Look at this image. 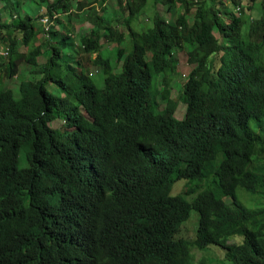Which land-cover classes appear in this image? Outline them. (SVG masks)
Masks as SVG:
<instances>
[{
  "label": "trees",
  "instance_id": "trees-1",
  "mask_svg": "<svg viewBox=\"0 0 264 264\" xmlns=\"http://www.w3.org/2000/svg\"><path fill=\"white\" fill-rule=\"evenodd\" d=\"M30 1L21 18L0 0L11 17L0 23L7 75L18 77L21 56L35 70L19 98L0 86V264H80L66 255L69 243L94 264H213L192 254L212 247L226 264H264V0H230L251 18L222 10L221 0H152L153 27L141 31L134 23L149 0H119L123 27L105 18L109 0L101 11ZM162 5L179 10L174 21ZM60 16L91 31L77 44L67 28L57 41ZM111 44L116 65L102 54ZM182 50L191 71L173 98L168 74ZM97 68L103 88L92 79ZM58 120L68 128L54 129ZM191 211L194 240L177 238Z\"/></svg>",
  "mask_w": 264,
  "mask_h": 264
},
{
  "label": "rangeland",
  "instance_id": "rangeland-1",
  "mask_svg": "<svg viewBox=\"0 0 264 264\" xmlns=\"http://www.w3.org/2000/svg\"><path fill=\"white\" fill-rule=\"evenodd\" d=\"M11 1L14 2L15 7L11 4L9 6V8L16 9V14L20 15V17L23 18L25 16V13L28 10L26 2L28 3L29 0H11ZM31 1H33L34 3L32 4ZM31 1L28 5L31 7L37 8L38 4H36V0H31ZM78 1H86L89 3H93L94 4L93 6L96 9H98V11H101V9H102L101 5H100V2H101L100 0H78ZM129 1L134 2L137 0H129ZM149 1L150 2L145 9L146 15H142V17L139 19V21H136L134 23L135 28L139 31H141V29L147 30V29H150L153 27V18L156 15V13L158 12V10H157L158 7L154 6V4L152 3V0H149ZM221 2L224 3L223 6H221L222 10L224 8H226V9L232 11L236 17L242 16L244 14V16H246L247 18H251L250 14L248 12L243 13L241 10H238L235 6L233 7L230 0H221ZM5 3L6 2H2L0 4L1 9L6 7V6H4ZM107 5L110 9L106 12L107 14H106L105 18L110 19L113 25H115L121 19L120 21L122 22V27L125 26L124 22L126 21V18L128 17L127 9H123L119 15L118 14L115 15V11H118V9H119V0H109ZM39 11L40 12H38L37 16L39 15V17H40L41 15L46 13L47 9H46V7H42ZM159 11L162 14L165 13V19L170 20V21H174L176 18V14L179 13V10H177L178 12H176V13L175 12L167 13L165 10V7L163 5L159 6ZM195 12H196V8L192 9L191 15L194 16ZM255 13H258V11H255ZM59 18L62 21V23H64L65 28H61L60 25H58V24L54 25L55 26L54 31H56L59 34V35H57V41L61 40L62 37H65V35L67 33V30H66L67 28L70 29V32L73 35V40L77 44L79 43V40L82 37H84L86 34H88L91 31L92 25L89 22L73 21V23L71 25V24H69V19L67 16H60ZM10 19H11V17L9 16V10L0 13V23L2 25L9 24ZM42 19H45V17L41 18L40 20H42ZM41 25L43 26L42 22H41ZM50 25H53V23H50ZM214 34L217 38L220 37V35L216 31L214 32ZM54 40H56V39L54 38ZM45 41H46V36L44 33H42L40 35V38H39L36 45H40V44L44 43ZM67 42L71 43L72 41L68 40ZM122 47L128 48L130 51L131 47H130L129 38H127L125 40V42L122 44ZM117 50H118V45L117 44H113V45L111 44V45H109L103 49L102 54L106 59H109L113 65H116L117 59H118V51ZM26 51H27V47H25V46L20 47V49L18 50V52L21 55L26 54ZM8 62H9V59H1L0 58V86H2L3 88L14 90L16 98H19L20 94H19V87L18 86L20 85L21 80H25V79H27V77L33 78L35 76V73H34L35 70L31 69L27 65V63L25 62L24 58L21 56L17 59V73H18L17 76L18 77L11 79L7 75V72L4 68L5 67L4 65H6ZM39 62L44 63L45 60L42 58H39ZM59 64L64 66V62H62V61H59ZM190 71H191V66L188 63L187 53H186V51L182 50V51L178 52V54H177V64H176L174 71L169 72V74H168V80H169L170 86L173 88V92H172L173 98L177 97L179 95V93L181 92L179 87L187 81V76L190 73ZM92 79L98 88L104 87L105 76H104L103 71L101 69H99V68L94 69V71L92 72ZM2 87H0V89ZM50 90L52 92H55V93L57 92V90L55 89L54 86H52L50 88ZM56 94H58V93H56ZM181 105L178 107V110L176 113L178 119H183V117L185 115L186 107L183 104H181ZM52 126L54 129H64V128H68V123H65L64 121L58 120V121L54 122ZM182 187H183L182 185H177L175 193H178ZM241 194L243 195V192H241ZM196 227H197V214H196V212L191 211L189 218L184 223H182L181 228L179 230V233L177 235V238L185 239L188 241L194 240ZM236 242H238V240H236V239H231V241H230V243H236ZM192 254H194V257H196V260H200L202 257H206V258H210L211 263H213V264H226L225 263V261H226L225 251L220 249V248H217V247H212V249L210 251L208 249L204 250V251H199V250L193 249Z\"/></svg>",
  "mask_w": 264,
  "mask_h": 264
},
{
  "label": "clouds",
  "instance_id": "clouds-1",
  "mask_svg": "<svg viewBox=\"0 0 264 264\" xmlns=\"http://www.w3.org/2000/svg\"><path fill=\"white\" fill-rule=\"evenodd\" d=\"M9 58V57H8ZM6 58V59H8ZM80 241L87 245L88 243V231L81 237ZM71 248V244L65 246V249H69L67 252V256L74 261H77L80 264H94L97 263L90 257V253L86 251H73Z\"/></svg>",
  "mask_w": 264,
  "mask_h": 264
},
{
  "label": "built area",
  "instance_id": "built-area-1",
  "mask_svg": "<svg viewBox=\"0 0 264 264\" xmlns=\"http://www.w3.org/2000/svg\"><path fill=\"white\" fill-rule=\"evenodd\" d=\"M238 10H240V9L238 8ZM42 23L45 26L46 30H48L49 25H50L49 19L48 18L42 19ZM9 55H10L9 46L7 44H5L4 42H2L0 39V58L6 59L9 57Z\"/></svg>",
  "mask_w": 264,
  "mask_h": 264
}]
</instances>
